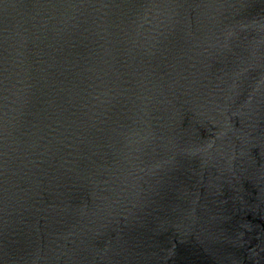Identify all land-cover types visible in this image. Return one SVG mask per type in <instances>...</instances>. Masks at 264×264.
Listing matches in <instances>:
<instances>
[{"label": "water", "instance_id": "95a60500", "mask_svg": "<svg viewBox=\"0 0 264 264\" xmlns=\"http://www.w3.org/2000/svg\"><path fill=\"white\" fill-rule=\"evenodd\" d=\"M0 264H264V0H0Z\"/></svg>", "mask_w": 264, "mask_h": 264}]
</instances>
